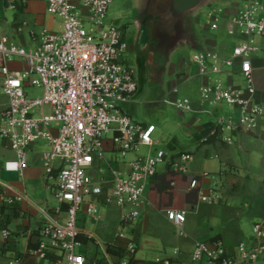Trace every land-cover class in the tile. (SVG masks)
Masks as SVG:
<instances>
[{
  "label": "built area",
  "instance_id": "obj_1",
  "mask_svg": "<svg viewBox=\"0 0 264 264\" xmlns=\"http://www.w3.org/2000/svg\"><path fill=\"white\" fill-rule=\"evenodd\" d=\"M112 1L42 0L45 13L61 20L57 32L35 31L26 21L16 22L17 34L26 30L33 45L30 49L0 37V98H6L0 110V140L12 154L2 170L22 178L28 150L44 146L42 181L54 199L51 209L56 216L50 215L48 207L37 209L39 235L28 253L45 264H144L136 258L131 229L166 156L156 150L155 127L134 122L123 110L137 95L138 83L121 27L108 21ZM202 23L213 34L224 27L233 40L227 57L200 49L189 58L201 80V105L220 109L209 137L230 146L234 136L256 135L264 123V105L255 101L252 67L264 41V0L208 7ZM16 62L23 68L11 69ZM235 76L242 84L235 83ZM32 87L41 90L40 98L27 97L25 90ZM177 94L173 88L161 102L191 114L188 100L171 98ZM190 160L183 154L170 166L184 173ZM219 200L216 187L198 196V202L206 205ZM14 201L32 207L25 195H15ZM114 213L116 227L107 236V217ZM164 215L183 236L186 213L166 210ZM1 234L4 239L9 236L6 230ZM95 235L104 238L95 240ZM252 235L255 241H264V219L253 225ZM91 242L96 250L93 258L86 255L87 248L80 250ZM263 253L264 245H240L228 254L219 241L197 242L188 258L195 264H255ZM179 256L174 251L150 264H177ZM21 262L19 255L7 264Z\"/></svg>",
  "mask_w": 264,
  "mask_h": 264
},
{
  "label": "crops",
  "instance_id": "obj_2",
  "mask_svg": "<svg viewBox=\"0 0 264 264\" xmlns=\"http://www.w3.org/2000/svg\"><path fill=\"white\" fill-rule=\"evenodd\" d=\"M20 1L22 3L17 5L20 7V9H18L17 7L15 8L13 7L14 1L11 5V8L17 11L16 13H18L21 16V19L16 17V15H14L12 19V23L8 25L9 22L6 20H4L3 23L1 22L2 20L1 11L3 10L4 5H3V1L0 0V27H4L2 31H0V37L6 36L9 39L13 40L19 46L25 47L26 40H24L22 36L23 33H21L20 35L17 34L14 24L16 22L26 21L29 28L35 31L46 29L48 31L54 32L52 27L55 22L54 20L55 17L49 16L45 13V6L42 0H20ZM4 3L6 4L4 8H6L8 6V0H4ZM202 25L203 23L199 25V28H200L201 34L206 36L204 40V44L202 43V41H198L196 34L194 33L195 35L194 38L197 43V47L195 48L188 47L190 51L193 52L195 50H200V49H213L221 57H227L230 53L233 43H230L228 41V44H227V41H226L224 42V44H220V42L218 41V37H219L217 35L218 32L215 34L209 33L206 31V29L202 27ZM59 29H60V25L58 26V30ZM227 38L228 40H231L233 42V40L229 38L228 36ZM32 46L33 45L31 43V46L29 47V49L32 48ZM220 46H222L221 50L219 49ZM263 50H264V41L262 45V51L259 53L261 54L260 59L253 58L252 60L254 85L256 89L255 101L262 105H264V103L262 102V99L258 94H261L263 91L261 87L263 85L261 81L264 79V55L262 53ZM131 53L132 52L130 51V49H128L129 62L135 69L139 90L140 88L142 90V85H144L145 82L143 81L144 80L143 75H140V72H141L140 65L143 62H141V60L138 61V59L132 62L131 58L129 57ZM170 60H171V56L165 67V70L163 71L161 75L157 77V81L155 82L154 85H161V84L164 85L165 77L168 78L167 71H168ZM188 65L191 66L194 70L193 78L198 79V81L201 83L200 78L197 76L196 68L192 64H190L189 61H188ZM141 66H143V64ZM10 68L11 69H22L23 67L21 63L16 62V63L10 64ZM139 75L141 78L139 77ZM140 79H142L141 81H143L141 86H140ZM173 88H177L178 90L177 86H172L171 88L166 89L164 92H162L161 100ZM142 92L143 90L141 91V93ZM177 97L185 99L179 94V90L176 96H171L172 99H175ZM135 101L136 99L134 98V100L130 104L134 103ZM198 101L199 102L197 103L195 102V104H192L191 101L189 102L191 103V106L194 107L196 110L199 109V105H200L204 110L206 109L207 111H209L206 113L210 115V116L205 115V116H198V117L197 116L193 117L191 115L195 123L197 124L202 123L201 125L194 127V129L197 132V142L200 146V149H204L205 147L214 148L216 145H221L223 147H230L234 145L235 139L237 138V136L247 135V134H239V135L234 136L233 144L230 146H227L213 139H212L213 143L209 145H201V143L210 136L213 118L219 113L220 109L215 110V109L206 108L205 106L201 105L200 99H198ZM5 104H6V98L1 97L0 98V110L4 108ZM126 106L123 107V110ZM124 112L126 113L125 110ZM1 124H2V121L0 119V125ZM248 136L256 137L257 139L262 140L264 142V123L261 122L259 124V128L256 132V135H248ZM0 142H1V145H0V209L1 208L3 209L2 219L9 220V224L6 229V231L9 234L8 238L4 239L0 232V247L2 246L4 250L0 252V264H7L9 260L19 255L22 258L21 264H45L44 262L37 260L36 258L30 256L28 253V251L31 248H33V243L36 241L39 235L41 216L39 212L37 211V209L41 207L51 208L52 206H54L53 202L51 203L48 202L50 193H49V190H47V188L45 187L44 182L42 181L43 170H42V165H41V154L44 151V146L42 144H38V145L32 146L28 150V153H27L28 167L24 171L22 178H18L15 175L7 174L3 172L2 170L3 163L10 158L6 156V152H9L6 144L2 142L1 140ZM236 147L238 150L241 151L240 145H237ZM216 154L217 155H214V158L215 159L217 157L219 158L221 167L223 166L228 169V166L232 165V163L230 162L229 163L227 162L225 164L220 159L219 153H216ZM184 155L190 156V154H187V153H185ZM211 155H212L211 153L205 150L203 152V158H202L203 161L201 162V164H198L194 168H191L192 157L190 156L191 160L187 164V169L184 173L178 172L172 169L170 166L173 160L178 158L180 154L171 155V156L165 155L166 159H165V163H163L164 168L162 170H158L157 174H161L165 172L167 167H169L171 171L184 175L187 178V183L185 185H179L175 187L172 190L173 196L168 197L165 201L163 199L159 200L158 203H156V206H155V200L153 201L152 199V202H151L152 192L150 191V187L148 188L147 193H146V198H145V204L143 205V208L141 210V215L138 219L139 222H136L134 227L131 229L133 236L136 240L137 252H140L142 249L140 238L143 236L149 235V233L152 234L151 236H156L155 234H157L158 232L156 228L158 229L159 227L157 220L162 219L163 221L164 220L167 221L165 218L164 212L166 210H172V209L184 211L186 213V220L182 227L183 236H179L176 233L174 227L168 223L173 229L174 235H176L177 237L183 238L182 246L180 250H174L180 253L179 258H177V264H195L189 261L188 256L192 250L193 245L197 242L219 241L223 244L228 254L235 253L237 247L240 245H243L246 248H252V247L259 246V245H264V241L257 242L254 240V237L252 235L253 225L264 219V206H263L264 198L262 199L255 198L253 200L254 207L251 208V218H256V219L252 223L251 238L248 242H244L242 240L241 238L242 235L240 231L236 229V221H237V217H239V214L237 215V212L234 214L233 213L231 214L229 212V209L227 208V201H237L236 194H237L238 189L233 192L230 190L226 191L222 189V191L224 190V193H221V195L219 194L220 200L217 204H214V205H206V204L198 202V196L200 193H206L212 187H217V184L214 181V177L209 178L210 172L208 169L215 167V166L212 167L213 160H212ZM233 165L238 168V166H236L235 164ZM225 173L227 172L224 171L223 173L220 174L221 180ZM235 180L236 178H234V181ZM192 190L197 191L196 204L189 205V204L181 203L180 198H184V195ZM20 194L25 195L28 198V200L32 204V207L26 205L25 203H16L14 201L15 195H20ZM170 198L172 199L171 202H169ZM174 203L178 204V207L177 205L175 207ZM244 206H246V204H244ZM108 220H111L114 223L113 226H111V229L109 228ZM107 223H108L107 224L108 226L107 236H108L116 227V213H114L110 217H107ZM148 246L153 249L158 250L159 252L163 251L162 248H156L154 243H148ZM164 257H166L165 254L163 255V258ZM198 264H210V263L203 261ZM255 264H264V253L260 256L259 260L255 262Z\"/></svg>",
  "mask_w": 264,
  "mask_h": 264
},
{
  "label": "rangeland",
  "instance_id": "obj_3",
  "mask_svg": "<svg viewBox=\"0 0 264 264\" xmlns=\"http://www.w3.org/2000/svg\"><path fill=\"white\" fill-rule=\"evenodd\" d=\"M1 1H3L5 7L6 4L4 3V0ZM13 1L17 5L22 3L20 0H8V6L6 8L3 7V10L1 11L2 23L6 20L9 22L8 25H10L14 15L21 19V16L16 13L17 11L11 8ZM243 1L244 0H214L208 3L189 18L191 32L193 35L195 33L198 41H202L204 44L206 36L201 34L199 28V25L203 22L204 11L208 9V7H230ZM138 5V0H113L108 11V21L115 26L118 25L121 27L123 38L132 52L129 56L132 62L136 59L143 62V66H141L142 64L140 65V75H143V81L145 82L144 85H142L143 92L141 93L142 90L140 88L139 93L135 96L136 101L127 105L124 110L134 122L153 125L155 127L156 131L153 135V140L158 142L156 150H161L166 156L181 155L185 153L190 154L192 157L191 168H194L203 161V152L205 150L212 154V167H215L208 169L210 172L209 178L214 177V181L217 184L216 190L220 195L221 193H224V190H230L233 192L238 189L236 194L237 201H227V208L231 214L236 212L237 215L239 214L236 221V229L240 231L242 240L248 242L251 238L252 223L256 219L251 218V208L254 207L253 200L255 198H264V142L256 137L239 135L235 139L233 146L223 147L221 145H216L214 148L205 147L204 149H200L197 142V132L194 127H197L202 123H195L192 116L198 117L208 115L205 110L198 103L199 109L196 110L192 107L193 111L190 115L180 114L174 108L166 106L160 101L162 98V92L172 86H177L179 94L182 97L191 101L192 104L199 102L198 88L200 82L198 79L193 78L194 70L188 65L192 51H190L187 46L178 48L171 55L167 71L168 78L165 77L164 85H154L157 81L156 73L146 66L145 57L139 56L135 51L136 39L138 36V26L135 20V14ZM54 20L55 22L52 29L54 32H57L61 20L58 18H55ZM3 28L4 27H0V31H2ZM217 35L219 36L218 41L220 44H224L226 41L227 44L228 41L233 43L231 40H228L224 27H221ZM22 36L24 40H26L25 47L29 48L31 43L26 30L23 31ZM219 49L221 50L222 46H220ZM262 53L264 55V50ZM260 56L261 54H257L254 58L260 59ZM141 80L142 79H140V86L143 82ZM234 81L236 84H242V81L238 76H235ZM261 82L263 83L261 86L263 91L258 95L264 103V79ZM25 93L29 99L41 97V90L36 87L26 89ZM219 107L224 108L223 105ZM44 114H49L47 108L44 109ZM237 145H240L241 151L237 149ZM216 153H219L220 159L225 164L230 162L232 165H229L228 169L223 166L221 167L219 158H214V155H217ZM6 156L11 159V152H6ZM131 157L132 155L128 156V158ZM233 164L238 166L240 171ZM163 168V164L158 166V170H162ZM224 171L227 173L224 174L221 180L220 174ZM234 178H236L237 181H234ZM222 189L224 190L222 191ZM49 196L51 197L50 194ZM50 197L48 198V202H53L54 205V199ZM171 201L172 199L170 198L169 202ZM244 204H246V206H244ZM176 205L178 207V204H175L174 206L176 207ZM53 207L54 206L51 208L53 209ZM51 208H49V213L55 217L56 215ZM102 211L105 213V209ZM157 221L159 227L158 229L156 228L158 231L157 234H155L156 236H151L152 234L149 233V235L145 234L146 236L140 238L142 249L140 252H137L136 258L143 261L144 264H150L156 258L162 259L164 254L170 256L174 250H180L182 246L183 238L174 235L173 229L168 222L165 220L163 221L162 219H158ZM137 222H139V220ZM108 223L109 228L111 229V226H113L114 223L111 220H108ZM87 228L92 232L90 226ZM100 237L104 238L102 235ZM100 237L95 235L93 236V239L99 240ZM99 241L102 240L100 239ZM148 243H154L156 248H162L163 251L159 252L158 250L149 247ZM86 248V255L93 258L96 253L94 244L91 242L87 246H83L80 250L85 251Z\"/></svg>",
  "mask_w": 264,
  "mask_h": 264
},
{
  "label": "water",
  "instance_id": "obj_4",
  "mask_svg": "<svg viewBox=\"0 0 264 264\" xmlns=\"http://www.w3.org/2000/svg\"><path fill=\"white\" fill-rule=\"evenodd\" d=\"M214 0H138L135 51L161 75L170 56L180 47H197L189 18Z\"/></svg>",
  "mask_w": 264,
  "mask_h": 264
},
{
  "label": "trees",
  "instance_id": "obj_5",
  "mask_svg": "<svg viewBox=\"0 0 264 264\" xmlns=\"http://www.w3.org/2000/svg\"><path fill=\"white\" fill-rule=\"evenodd\" d=\"M13 7H17L20 9L19 6H17L16 3L13 4ZM213 143L212 138L208 137L205 139L201 145H209ZM187 183V178L184 175L178 174L174 171H171L169 167L165 170V172L161 174H157L153 180V183L150 186L151 193V202L155 200V206L156 203H158L159 200H166L168 197L173 196L172 190L179 186V185H185ZM196 198H197V191L192 190L184 195V198H180L181 203L189 204V205H195L196 204ZM158 205V204H157ZM159 206V205H158ZM165 206V205H164ZM173 210V209H172ZM2 213L3 209H0V232L7 229V226L9 224V220H3L2 219ZM4 251L2 246L0 247V252ZM110 253H114L111 249L108 250Z\"/></svg>",
  "mask_w": 264,
  "mask_h": 264
},
{
  "label": "flooded vegetation",
  "instance_id": "obj_6",
  "mask_svg": "<svg viewBox=\"0 0 264 264\" xmlns=\"http://www.w3.org/2000/svg\"><path fill=\"white\" fill-rule=\"evenodd\" d=\"M138 92H139V87H138Z\"/></svg>",
  "mask_w": 264,
  "mask_h": 264
}]
</instances>
